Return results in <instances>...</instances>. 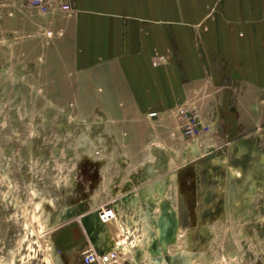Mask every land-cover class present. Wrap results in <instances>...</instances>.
I'll list each match as a JSON object with an SVG mask.
<instances>
[{
    "label": "crops",
    "instance_id": "1",
    "mask_svg": "<svg viewBox=\"0 0 264 264\" xmlns=\"http://www.w3.org/2000/svg\"><path fill=\"white\" fill-rule=\"evenodd\" d=\"M76 5L78 14L73 19L61 18L63 14L43 19L52 22L55 31L62 30L63 58L83 86L87 81L97 85L99 79L106 80L102 87L110 92L100 90L103 94L124 96V101L114 97L118 110L126 112L125 119L109 120L129 128L125 133L128 142L143 144L141 150L130 147L121 151L123 157L131 160L141 155L146 161L140 166L127 161L110 179L104 166L94 168L95 172H81L84 193L78 199L76 193L75 197L70 193L63 197L64 209L56 213L58 222H63L62 226L74 222L68 213L71 209L67 210L74 203L90 211L111 208L116 215L111 223L118 224L122 236L144 235L143 230L150 229L159 238L158 224L168 228L173 219L179 230L181 218L177 213L171 218L162 214L170 176L175 172L178 175L173 182L179 183L180 191L183 188L190 207L197 200L198 190L207 189L208 196L217 199L222 193L227 202L223 218L234 208L243 221L257 223L260 214L245 208L262 202L242 196L240 189L246 187L248 191L264 180V0H76ZM1 14L0 26L11 24L14 28L8 32L21 38L23 11L14 7L12 12ZM182 104L200 110L204 123L211 126L209 133L191 140L187 148L180 138L181 122L175 117H157L161 120L155 121L153 130L147 123L150 113L163 116ZM108 106L114 107L112 102ZM93 123L102 127L101 122ZM107 137L109 142L122 141L116 134ZM95 138L104 141L102 136ZM152 142H169L180 158L189 153L190 162L181 161L178 166L174 162L177 157H171L162 146L146 150L144 144ZM212 149L215 156L203 171L213 176L220 164L224 179L219 186L211 178L203 185L197 165ZM71 186L68 190L75 192ZM236 189L241 193H235V198ZM91 190H96L92 200L88 195ZM192 211L190 218L195 220L197 211ZM212 213H216L214 209ZM147 245V249H139L140 254H134L133 260L154 252L152 243ZM90 249L117 251L100 249L88 241L82 255Z\"/></svg>",
    "mask_w": 264,
    "mask_h": 264
},
{
    "label": "rangeland",
    "instance_id": "2",
    "mask_svg": "<svg viewBox=\"0 0 264 264\" xmlns=\"http://www.w3.org/2000/svg\"><path fill=\"white\" fill-rule=\"evenodd\" d=\"M19 1L0 0V14L7 10L12 12L17 7L26 19L23 18L21 38L8 32L14 28L11 24L5 22V26H0V30L5 29L0 31V264H82V251L88 241L100 249H117L118 256L106 259L107 264H264V180L256 188L250 186L247 191L245 187V192L243 187L242 193L237 189L233 193L235 198L241 193L262 202L255 207L246 206V211L258 212V217L261 216L257 223H249L243 221L234 208H229V217H222L228 209L222 193L214 199L213 195L208 196L207 189H199L197 195L193 194L197 202L190 207L183 188L180 191L179 183L173 182L178 174L171 173L169 195L162 205V214L171 218L177 213L181 218L179 230L176 224L173 242H164L159 254L155 251L146 253L143 258L137 256L138 260H133L134 254H140L139 249L144 246L147 249V242L164 240V231H160L159 238L150 229H144V235L122 236L118 224H112L114 221L106 223L105 230L97 229L88 234L78 215L112 209L90 211L91 208L85 209L74 203L67 208L71 209L68 213L74 222L66 226L58 222L56 213L64 209L63 197L67 198L69 193L75 197L76 193L78 199L84 193L81 172L90 169L95 172L94 168L104 166L106 177L110 179L127 161L140 166L146 160L141 155L131 160L123 157L121 151L130 147L141 150L143 144L128 142L129 136L125 133L129 128L109 120L110 117L125 119L126 112L118 110L115 99L124 101V96L103 94L100 90L110 92L109 88L102 87L103 82L107 84L106 80L99 79L97 85H94L95 81H87L83 86L77 72L65 62L62 30L55 31L52 22L43 19L46 18L43 16H61L63 13L43 14ZM69 3L72 14H63L61 18L73 19L78 14L76 0H69ZM108 99L113 108L108 106ZM190 107L182 104L163 116L155 112L157 116L151 117L150 113L146 122L153 130L155 121L160 118L173 120L175 117L181 122L180 138L187 148L191 140H197L211 129L204 123L202 112L192 107L198 114V132L194 137L184 135L185 110ZM93 122H101L102 127L94 126ZM110 134H116L122 141L109 142L107 136ZM101 136L104 141L96 140L95 137ZM159 144L152 142L144 147L152 150L154 145L162 146L171 157L175 155L169 142ZM189 155L183 154L182 158L175 155L174 162L178 166L181 161L190 162ZM213 156L215 151L212 149L198 160L203 185L206 178L217 181L214 182L216 186L224 179L220 164L213 176L203 171ZM262 177L264 179V175ZM72 184L76 190L71 193L68 188ZM95 192H89L91 200ZM193 209L197 211L195 220L193 216L190 218ZM213 209L216 213H212ZM158 226L162 230L164 225ZM170 226L163 229L169 230ZM110 230L113 237H109ZM70 241H73L72 245L68 244Z\"/></svg>",
    "mask_w": 264,
    "mask_h": 264
},
{
    "label": "built area",
    "instance_id": "3",
    "mask_svg": "<svg viewBox=\"0 0 264 264\" xmlns=\"http://www.w3.org/2000/svg\"><path fill=\"white\" fill-rule=\"evenodd\" d=\"M27 4L30 8L35 9L43 14L49 12H60L70 16L72 14V7L69 0H20ZM186 126L184 128V135L187 137L196 136L199 128V119L197 112L192 108L185 110ZM151 117H156V113H152ZM116 219L115 212L113 210L104 211L101 215V220L104 223L112 222ZM112 256H118L117 251H111L105 254H99L94 249H90L83 253L82 264H107L106 259Z\"/></svg>",
    "mask_w": 264,
    "mask_h": 264
},
{
    "label": "water",
    "instance_id": "4",
    "mask_svg": "<svg viewBox=\"0 0 264 264\" xmlns=\"http://www.w3.org/2000/svg\"><path fill=\"white\" fill-rule=\"evenodd\" d=\"M101 211L98 210L96 212H92V213H88V214H80L78 215V217L80 218V222L82 224V226L85 228V230L87 231L88 234H92L97 232V229H102L105 230L107 228L106 223H104L101 220ZM84 215V216H82ZM172 224L169 230H164V226L162 227L161 231H164L166 237L164 236V240H156L155 242L153 241L152 245H153V251H155L156 254H159L161 247H164L165 244L164 242H166L167 244L173 242V238L175 237V233H176V223L172 220ZM166 229V228H165ZM158 241V242H157ZM95 244V243H94ZM99 254H104L105 252H98Z\"/></svg>",
    "mask_w": 264,
    "mask_h": 264
},
{
    "label": "bare ground",
    "instance_id": "5",
    "mask_svg": "<svg viewBox=\"0 0 264 264\" xmlns=\"http://www.w3.org/2000/svg\"><path fill=\"white\" fill-rule=\"evenodd\" d=\"M60 261V260H59ZM59 263V262H58Z\"/></svg>",
    "mask_w": 264,
    "mask_h": 264
}]
</instances>
